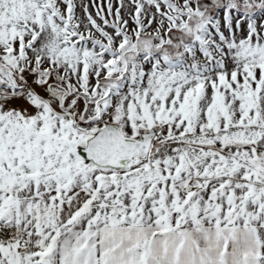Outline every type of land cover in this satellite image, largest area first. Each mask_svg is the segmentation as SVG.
<instances>
[{
    "label": "snow or ice",
    "instance_id": "1",
    "mask_svg": "<svg viewBox=\"0 0 264 264\" xmlns=\"http://www.w3.org/2000/svg\"><path fill=\"white\" fill-rule=\"evenodd\" d=\"M0 264H264V0H0Z\"/></svg>",
    "mask_w": 264,
    "mask_h": 264
}]
</instances>
